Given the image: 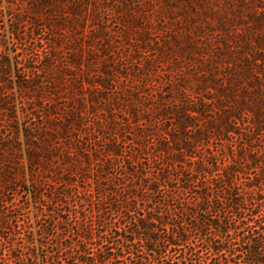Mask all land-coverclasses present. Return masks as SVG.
<instances>
[{"label":"trees","instance_id":"trees-1","mask_svg":"<svg viewBox=\"0 0 264 264\" xmlns=\"http://www.w3.org/2000/svg\"><path fill=\"white\" fill-rule=\"evenodd\" d=\"M0 264H264V0H0Z\"/></svg>","mask_w":264,"mask_h":264},{"label":"rangeland","instance_id":"rangeland-1","mask_svg":"<svg viewBox=\"0 0 264 264\" xmlns=\"http://www.w3.org/2000/svg\"><path fill=\"white\" fill-rule=\"evenodd\" d=\"M28 199H29V202H30V208L33 209V198L31 197V195H28ZM32 215V223L34 224V230H37L38 229V226H36L37 222H36V219H35V216H34V212L31 213Z\"/></svg>","mask_w":264,"mask_h":264}]
</instances>
